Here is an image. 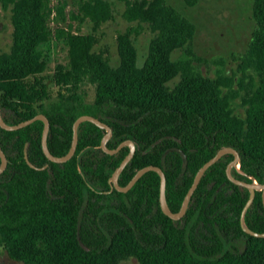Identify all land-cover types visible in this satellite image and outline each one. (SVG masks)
<instances>
[{
  "label": "trees",
  "instance_id": "trees-1",
  "mask_svg": "<svg viewBox=\"0 0 264 264\" xmlns=\"http://www.w3.org/2000/svg\"><path fill=\"white\" fill-rule=\"evenodd\" d=\"M119 1L125 3L126 20L147 23L154 32L143 62H137L132 39L139 24L117 35L115 66L102 52L92 50L93 33L56 28L55 36L66 40L68 61L53 77L56 98L47 102L52 94L39 75L46 67L42 45L53 34L48 24L50 0H1L4 8L10 6L13 26L11 47L0 52L4 120L16 123L44 113L50 122L48 148L62 155L70 146L75 118L99 117L112 128L109 148L127 138L138 145L119 184H126L144 165L160 166L172 211L179 209L196 170L224 145L239 151L247 175L264 181V0H253L256 25L235 67L218 68L214 76L194 64L195 24L173 5L165 0ZM75 3L72 16L88 18L93 30L112 17L111 0ZM65 4L57 0L58 17H63ZM176 49L182 53L173 59ZM85 83L94 87L91 102H85L80 91ZM42 127L41 120L15 130L0 127V145L8 158L0 174V245L10 258L25 264H119L129 258L136 264H264V237L248 234L240 225L248 190H240L225 174L231 155L205 171L179 223L159 206V175L154 170L145 172L127 192L108 191L109 176L128 147L117 154L104 152L99 146L102 128L81 122L73 156L58 163L42 151ZM26 142L29 160L37 166L47 163V168L29 166ZM171 146L186 153L184 168L178 151H166ZM223 184L232 191L227 193ZM209 202L214 205L210 210ZM244 219L253 230L264 231L259 192ZM201 221L210 233L203 231ZM240 239L243 245L238 248L235 240Z\"/></svg>",
  "mask_w": 264,
  "mask_h": 264
},
{
  "label": "rangeland",
  "instance_id": "rangeland-1",
  "mask_svg": "<svg viewBox=\"0 0 264 264\" xmlns=\"http://www.w3.org/2000/svg\"><path fill=\"white\" fill-rule=\"evenodd\" d=\"M173 5L182 15L189 18L195 24L191 46L198 56L194 59L196 67L205 75L214 76L218 68L227 71L235 67L236 57L244 52L251 39L255 28V20L252 16L253 0H165ZM57 0H50L51 12L48 24L53 32L51 38L42 45L46 55V67L39 75L42 85L52 94L47 102L56 98L58 87L53 82V77L58 67L66 66L68 61V46L65 38L56 37V28L79 33H93L96 37L92 50L102 52L115 66L119 62L117 50V35L130 26H141L137 34L132 35L137 52V62L141 64L148 51L150 39L154 36L147 23L128 21L123 16L125 3L119 0H111L112 17L93 30V23L88 18L78 19L72 16L76 12L75 0H66L64 15L58 17L55 12ZM12 22L10 6L4 8L0 0V52L9 51L12 44ZM182 49L172 52L173 59L181 55ZM178 80L174 77L169 83ZM81 93L85 102H91L94 98V87L89 83L82 85ZM240 115L244 114L241 107L236 110ZM235 245L241 248L243 240H235ZM135 258L122 260L119 264H136ZM0 264H25L22 261L9 257L5 249L0 245Z\"/></svg>",
  "mask_w": 264,
  "mask_h": 264
},
{
  "label": "water",
  "instance_id": "water-1",
  "mask_svg": "<svg viewBox=\"0 0 264 264\" xmlns=\"http://www.w3.org/2000/svg\"><path fill=\"white\" fill-rule=\"evenodd\" d=\"M35 120H41L43 122V127H42V131H41V148H42L43 153L47 157V159L50 161H53V162L63 163L65 161L69 160L73 156V154L76 150L77 142H78V127H79L80 123L83 121H90V122L94 123L95 125H97L98 127L103 129V133H102V136L100 138L99 146L106 153L114 154V153L118 152L122 147L127 146L128 152L124 155V157L121 159L119 164L112 170V172L109 176V182H110V187H111L110 189L115 187L119 191L126 192L127 190H129L134 185V183L145 172H147L149 170H154L159 175V205H160V208H161L163 213L168 215L173 220L180 219L185 214V212L188 208L191 196H192L194 190L196 189V187L198 186V183H199L201 177L203 176V174L205 173V171L213 163L218 161L223 155L231 153L233 155V159L230 160L226 165V168H225L226 175L231 181H233L234 183H236L239 186L246 187L249 191L248 198H247L246 202L244 203L242 210H241V213H240V218H239L240 225L246 233L254 235V236L264 237V231L259 232V231L253 230L252 228H250L245 223V219H244L245 213H246L247 209L249 208V206L251 205V203L254 199L255 191L256 190H262V192L264 194V182L256 181L252 175L250 176L252 178L251 181H245L243 179L236 178L235 176L232 175V173H231L232 166L236 165V163H238L240 161V154H239L238 150L236 148H234L233 146L224 145V146L219 147L215 151V153L209 159H207L196 170V172L193 176V180H192L189 188L187 189V191H186V193L182 199V202L180 204L179 209L176 211H172L170 209L168 203H167V200H166V192H165V190H166V176H165L163 169L160 166L154 165V164L144 165V166L135 170L134 174L131 176V178L128 180V182L126 184H124V185L119 184V182H118L119 175L122 172V170L124 169V167L126 166V164L131 160L132 156L134 155L135 149L137 148L138 145L132 139L127 138V139L120 141L115 147L109 148L107 146V141L111 137L112 128L108 123L101 120L99 117L91 115V114H80L79 116H77L72 123V137H71L70 146H69L67 152L62 154V155H54L49 150L48 145H47V137H48V133H49L50 122H49L48 117L44 113H37L30 118L18 121L16 123H8L2 117L1 107H0V127L4 128L6 130L19 129L21 127H24V126L32 123ZM27 146H28V142H26L25 146H24V158H25L26 162L29 164V166H31L35 169L47 168L48 167L47 163H45L41 166H37L36 164L32 163L29 160L28 154H27ZM168 150L178 151L179 154L181 155V158H182V165H185L187 163L186 153L180 147L171 146L166 151H168ZM7 162H8V158L6 156V153L4 152V150L2 149V147L0 145V174L6 168ZM263 203H264V199H263Z\"/></svg>",
  "mask_w": 264,
  "mask_h": 264
},
{
  "label": "flooded vegetation",
  "instance_id": "flooded-vegetation-1",
  "mask_svg": "<svg viewBox=\"0 0 264 264\" xmlns=\"http://www.w3.org/2000/svg\"><path fill=\"white\" fill-rule=\"evenodd\" d=\"M121 150V149H120ZM119 150V151H120ZM136 150V149H135ZM118 151V152H119ZM105 152V151H104ZM118 152H116V153H114V154H117ZM128 152V151H127ZM239 152V151H238ZM240 154V153H239ZM225 155H231V157L230 158H227L226 159V163H225V168H226V165H227V163L230 161V160H232L233 159V155L231 154V153H228V154H225ZM224 156V155H223ZM241 157V156H240ZM187 164V163H186ZM186 164L185 165H182V168H184L185 166H186ZM231 173H232V175L233 176H235L236 178H239V179H243V180H245V181H248L247 179H246V177H248V178H251L250 176L251 175H247V173L245 172V171H243L242 169H241V163H240V161L238 162V163H236V165H233L232 166V168H231ZM225 174H226V171H225ZM227 176V175H226ZM228 178V177H227ZM229 179V178H228ZM230 180V179H229ZM251 180H252V178H251ZM251 180H249V181H251ZM256 180V179H255ZM231 181V180H230ZM256 181H258V180H256ZM231 182H233V181H231ZM258 182H264V181H258ZM234 183V182H233ZM234 184H236V183H234ZM212 185V183H209V185L208 186H211ZM223 186H224V188H225V191L227 192V193H230L231 191H232V188H230L229 186H227L226 184L224 185L223 184ZM239 186V185H238ZM111 188V187H110ZM109 188V190L108 191H112V189L113 188H115V187H113L112 189H110ZM223 188V187H222ZM243 188H246V187H242V186H240V190H242ZM96 189H98V188H96ZM116 189V188H115ZM221 189V188H220ZM247 189V188H246ZM248 190V189H247ZM119 191V190H118ZM128 191V190H127ZM126 191V192H127ZM121 192H123V191H121ZM165 192H166V190H165ZM257 192H259L260 193V198H261V202H262V205L264 206V203H263V199H264V194H263V192H262V190H256L255 191V195H256V193ZM248 194H249V191H248ZM255 195H254V197H255ZM126 199H128L127 200V202L128 203H131V198H126ZM166 200H167V198H166ZM254 200V199H253ZM158 201H159V194H158ZM192 196H191V199H190V202H189V205H188V207L190 206V204L192 203ZM253 202V201H252ZM196 204V206H197V202L195 203ZM225 204L226 203H223L222 204V206H225ZM160 206V205H159ZM208 207H209V210H210V208L211 207H214V205H213V203H211V202H209V204H208ZM188 209V208H187ZM187 211V210H186ZM260 212H261V209L259 210ZM185 214H186V212H185ZM185 214L180 218V219H177V220H175V221H177V222H179V223H183L184 222V217H185ZM213 216H214V214L213 213H209L208 214V217L209 218H213ZM257 221H258V224L260 223V221H261V219H257ZM201 226H202V228H203V231L206 233V234H208V233H210L209 231H207V229L206 228H204V222L203 221H201ZM195 233H197V234H201V230H198V229H195Z\"/></svg>",
  "mask_w": 264,
  "mask_h": 264
}]
</instances>
